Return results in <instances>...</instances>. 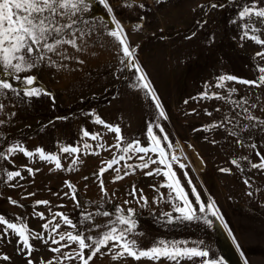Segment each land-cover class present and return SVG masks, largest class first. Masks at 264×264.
Returning <instances> with one entry per match:
<instances>
[{
  "label": "rangeland",
  "instance_id": "374dc122",
  "mask_svg": "<svg viewBox=\"0 0 264 264\" xmlns=\"http://www.w3.org/2000/svg\"><path fill=\"white\" fill-rule=\"evenodd\" d=\"M211 2L222 3L224 7H199ZM246 2L250 0H164L163 3L156 0H110L116 18L127 32L130 46L136 48L137 62L150 79L168 116V120L158 121L173 144L172 149L166 150L169 155L180 156V162L186 165L185 169H180L178 163L173 164L177 178L198 209L191 186L184 176L187 171L202 201L205 204L210 198L215 201L232 236L211 216V225L203 220L171 225L163 223L159 219L160 213L172 211L171 204L167 202L169 190L159 187L166 178L163 175H144L145 171L163 167L161 165H150L149 169H136L134 172L129 170L131 174L120 181H114L116 173L109 170L102 177L108 196L105 197L100 191L96 178L99 168L105 166L103 162L110 160L113 154L120 153L112 147L116 144L115 134L93 123L94 117L90 114L94 112L107 123L119 125L127 141L140 139L143 146L148 144L147 124L157 122L158 116L151 99L143 91L130 86L134 70L118 71L119 48L113 46L110 37L101 34L99 42L90 44L80 53L69 49L71 55L84 61L83 64L68 60L62 62L67 64L66 68L42 66L27 73L36 76L35 86L46 89L52 94L51 97H25L19 102L11 93L10 99L0 97V102L5 104V109L0 111V119L4 121L0 124V151L6 152L8 147L20 144L34 153L29 158L16 152L9 160H0V214L13 222L23 220L32 232L43 233L48 240V243L32 240L34 251L28 257L26 253L17 251V237L11 232L6 237L2 235L3 226L0 225V257L5 254L10 257L9 261L0 258V264H27L28 258L34 264H40L41 260L48 261L59 255L49 250L57 245L51 244L52 237L48 236L50 230H44L42 225L51 220L55 212L67 214L79 225L81 209L75 206L65 181L75 185L77 199L87 211L95 212L99 204H104L102 210L109 211H113L116 204L134 208L139 221L138 230L145 233L141 238L144 248L159 239L187 241L190 247L203 241L202 247L209 250L210 258L217 261L222 258L224 264H245V261L247 264H264V171L248 167L249 162H259L260 157L255 154L257 151L264 156V128L244 130L243 126L250 122L243 118L242 110L232 103L233 100L246 98L248 104L244 107H248L259 119H264V85L253 87L226 81L222 89L215 86L217 78L224 74L257 79L259 73L256 66H264V59L255 56L257 52L264 51V46L250 39H241L242 25L246 22L259 28L260 31L255 34L264 39V23L259 18L253 17L250 21L238 19L240 5ZM125 3H132L133 6H122ZM140 3L144 4L143 9L139 7ZM94 4L88 19L98 22L101 32L103 21L100 18L109 21L108 27H113L103 5L98 0H94ZM259 6L264 7V2ZM233 20L237 22L232 23ZM138 23L142 27L136 30L133 26ZM12 82L16 86V82ZM232 87L237 91L228 97V90ZM204 92L209 97H212V93H218L226 99L201 98L200 94ZM251 104L257 107L251 108ZM238 112L240 115L236 116ZM57 117L67 119L58 120ZM228 119L234 120V123H227ZM211 124L224 126L209 127L207 131L203 129V126ZM82 127L90 133H98L100 139L93 141L90 137L82 138ZM154 131L158 136L163 135L158 129ZM233 132L235 135H232ZM85 142L92 147L85 150ZM166 143L162 142V146ZM253 143L257 145L255 149L250 147ZM97 144H103L104 148H96ZM61 145L76 146L80 152L71 156L61 153ZM37 147L59 155L62 168L55 169L54 163L41 161L35 153ZM95 152L99 154H93ZM149 155L156 158V154ZM77 157L82 163L71 170L69 165ZM232 159L240 160L244 170L232 165ZM125 163L135 165L140 161L134 156L132 160L123 161L115 167ZM29 167L38 171L30 176L27 172ZM222 167L229 168L230 172H220ZM7 171H20L23 178L17 177L9 182ZM120 174L123 175V172ZM245 179L250 180V186L245 185ZM133 185L142 189L148 198L146 207H140L130 195ZM151 185H156L158 191ZM249 191L253 193L251 197L246 194ZM65 192H69L67 197ZM29 193L34 195L29 196ZM161 195L164 200H161ZM9 198L17 200L18 204H11ZM109 199L111 203H106ZM36 200H48L50 203L35 205ZM125 200L130 203L125 205ZM35 212L44 213V219L37 217ZM96 220L103 223L107 218L97 217ZM55 222L61 224V232L75 231L64 225L60 218ZM55 238L58 239V236ZM102 252L106 253L107 249H102ZM90 264L153 262L147 259L135 261L132 258L112 261L111 254H97ZM158 264L170 262L161 260ZM181 264H202V258L184 260Z\"/></svg>",
  "mask_w": 264,
  "mask_h": 264
},
{
  "label": "snow or ice",
  "instance_id": "6c2138e0",
  "mask_svg": "<svg viewBox=\"0 0 264 264\" xmlns=\"http://www.w3.org/2000/svg\"><path fill=\"white\" fill-rule=\"evenodd\" d=\"M157 3H163L164 0H156ZM264 0H250L240 5L238 11V19L251 20L253 17L259 18L264 23V7L259 6ZM98 3L103 5L106 9L108 16L110 17V23L113 27H108L109 21H103V32H101L99 23H94L88 17L92 14L94 8V0H0V97L10 99L9 93L16 97L19 102L23 98H36L41 96H52L43 87L35 86L37 83V77L31 74H27L30 70L38 69L42 66H48L53 68H66L67 64L63 61L75 60L78 64H83L84 61L77 59L69 52V49L74 50L76 53H80L86 50L90 44L99 42L100 35L104 34L111 38L113 46H118L120 58L118 68L119 72L125 71V69L131 68L134 70L135 75L131 87L141 90L145 96L149 97L154 103L155 109L158 112L157 122H150L146 127V136L148 144L143 146L140 139H132L127 141L123 135L121 127L119 125H112L107 123L99 115L94 112L91 113L94 117L93 123L102 125L107 128L111 133L115 134L116 144L112 147L119 150L120 154H113L110 160L104 161L105 166L100 167L96 178L99 180L100 191L105 197L108 196L107 189L105 188L103 175L109 170H113L116 175L113 177L114 181L123 180L126 176L130 175V171L134 172L136 169H149L150 165H161L163 167H155L149 171H145L144 175L151 177L153 175H163L166 181L159 185L160 188H167V202L171 204L172 211L161 212L159 219L168 225L175 222H191L200 221L207 225L212 224V220L209 218L215 217L223 227L228 230V234L232 236L231 230L228 224L224 220V217L216 206V203L211 198L209 202L205 204L201 199V194L197 191L196 187L190 177H188L187 171L184 172L185 178H187L189 186H191V193L195 197V204L199 205L198 209L193 205L189 199L188 193L181 185L180 180L177 178V173L173 169V164L178 163L180 169H185L186 165L180 162L181 157L175 154L169 155L166 149H172L173 144L169 142V135L165 132L164 127L158 122L160 119L168 120L165 109L153 88L150 79L144 72L142 66L136 59V48L131 47L128 40L127 32L122 23L116 18L113 8L110 4V0H98ZM125 7L131 8L132 3H125ZM139 7L144 8V4L140 3ZM199 7H210L212 9L223 8L224 4H217L211 2L207 5H200ZM143 20V17H141ZM233 20L232 23H236ZM134 29L139 30L142 25L136 24ZM241 39H250L257 45L264 46V39H261L258 33L259 28L254 27L251 23H244L242 25ZM252 33V34H250ZM195 33H193V36ZM191 38V37H189ZM214 40V37L212 38ZM256 57L264 59V51L257 52ZM256 70L259 75L257 79L249 80L242 79L235 75L224 74L217 78L216 87L224 88L226 81H232L244 85L253 87H260L264 85V66L257 65ZM25 74V75H21ZM16 82V86L14 83ZM235 87L229 88L228 97H231L236 93ZM201 98H216L226 99L225 96L218 93H212V97H209L207 92L201 93ZM54 99V97H52ZM187 103V101H185ZM233 104L237 108H240L243 112V118L250 123L245 124L244 130L249 128L261 127L264 128V119H259L253 115L248 107L244 105L248 104L246 98L240 100H233ZM251 108H256V104H251ZM5 109V104L0 102V111ZM219 111V109H217ZM211 115V113H209ZM240 113H236L239 116ZM58 120L67 119V117H57ZM4 121L0 119V124ZM227 123L232 124L234 120L228 119ZM223 127V124H211L203 126L205 131L209 127ZM154 129H158L162 136H158ZM199 130V129H195ZM82 138L90 137L91 140L97 141L100 139L98 133H90L87 129L81 128ZM235 135V132L232 133ZM162 142H167L162 146ZM240 142V141H238ZM92 145L88 143L83 144L85 150L91 148ZM255 149L257 145L255 143L250 145ZM96 148L103 149V144H97ZM61 153L68 155L76 154L80 152V148L76 146H63L59 148ZM16 152L23 153L26 157H33L34 153L30 150H26L23 145L16 144L10 146L5 151H0V160H9ZM35 153L38 154V158L41 161L52 162L55 164V169H61L62 163L59 155L54 153H48L43 148L37 147ZM149 153L156 154V158L153 159ZM93 154L98 155V152ZM260 160L258 163L249 162L248 167L251 169H257L264 171V156H261L260 152L255 153ZM136 157L140 163L132 164L125 163L121 167H115L121 162L126 160H132ZM245 160L247 157L244 158ZM78 163H82L79 158H74L71 161L69 168L75 170V166ZM231 164L235 165L238 169L243 171L240 160L232 159ZM33 168H27L28 174L34 175ZM220 172L229 173V168H220ZM123 172V175L120 173ZM6 177L9 182L14 178H23L20 171H7ZM85 180L88 177H84ZM246 186H250V180L245 179ZM68 189L71 192V198L77 208L81 209L79 225L74 223L69 216L63 212H55L52 214V219L48 220L42 225L44 230L48 231V236L51 238V244L57 245L51 247L49 250L52 253L59 254L54 256L51 260H41L40 264H65V262L78 261L79 264H90L94 260L97 254L105 255L111 254L112 261H119L125 258H132L135 261L141 259H147L153 264H158L161 260H167L170 264H181V261L188 260L193 261L195 258H202V264H224L223 259L219 261L217 259L210 258L209 250L202 247L203 241L198 242L196 246H187V241H167L163 239L155 240L151 243V246L144 248L141 242V238L145 236L143 231H139V221L137 218L136 210L132 207L124 208L121 205H113V211L102 210L104 204H99L95 212L87 211L82 208L81 202L76 196V187L68 181H65ZM158 191L156 185H151ZM137 192L139 196L137 197ZM173 193L175 194L173 196ZM248 196H252V192L246 193ZM34 193H29V196ZM65 197L69 195V192L64 193ZM130 195L136 201L140 207H146L148 204V198L143 194L142 189H137L133 185ZM164 196L161 195V200H164ZM10 203L17 205L18 201L9 198ZM155 202V198H153ZM48 200H36L35 205H49ZM106 203H111V200H107ZM130 201L125 200L124 204H129ZM23 207V205H19ZM264 206V205H262ZM175 213L176 215H173ZM37 217L44 219V213L35 212ZM97 217L107 218L106 222H98ZM57 218L63 221L64 225L70 226L75 231L61 232V224L55 222ZM19 219V218H18ZM0 225L2 228V235L6 237L11 232L17 237L18 248L17 251L21 254L26 253L28 257H31L34 248L31 243L32 240H41L44 243H48L43 233L32 232L23 220L19 223L10 221L4 215L0 214ZM55 234V236H53ZM58 236V239L55 238ZM233 243L235 244V238L233 237ZM76 247L73 248L72 246ZM237 248L239 247L236 245ZM64 249H71V251H63ZM102 249H107V252H102ZM4 261H9L8 255H3ZM27 264H34L31 258L27 259ZM245 264L247 262L245 261Z\"/></svg>",
  "mask_w": 264,
  "mask_h": 264
}]
</instances>
